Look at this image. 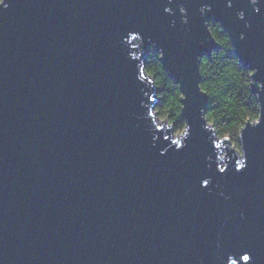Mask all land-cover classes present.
Instances as JSON below:
<instances>
[{
  "label": "water",
  "instance_id": "1",
  "mask_svg": "<svg viewBox=\"0 0 264 264\" xmlns=\"http://www.w3.org/2000/svg\"><path fill=\"white\" fill-rule=\"evenodd\" d=\"M178 2L188 25L164 13L166 0H6L2 264H229V256L245 264V252L251 264H264V122L243 134L248 167L217 174L198 116L207 98L196 90L195 68L197 55L218 48L203 28L211 20L231 36L242 67L264 81V3L257 15L248 0H233L232 9L226 0ZM203 2L212 3L205 17ZM240 10L250 29L236 20ZM130 32L144 38L141 61L124 43ZM153 45L165 51L170 79L183 85L191 124L186 146L163 156L168 145L153 146L141 108L146 89L136 79Z\"/></svg>",
  "mask_w": 264,
  "mask_h": 264
},
{
  "label": "clouds",
  "instance_id": "2",
  "mask_svg": "<svg viewBox=\"0 0 264 264\" xmlns=\"http://www.w3.org/2000/svg\"><path fill=\"white\" fill-rule=\"evenodd\" d=\"M261 3L264 0H248L249 7L257 15L260 14L261 8L258 5ZM9 6L6 0H0V10L6 11ZM225 6L232 9L233 0H226ZM163 11L168 16H176L178 13L179 23L189 24L188 10L182 2L166 0ZM198 11L201 17L207 16L212 12V3L203 2ZM235 18L245 22V29L251 28L244 10L237 11ZM175 24L176 21L173 20L172 26ZM203 28L207 38L219 49H212L209 56L195 57V68L199 77L196 90L209 101L198 109L201 128L208 134L207 138L213 148V155L208 159L215 164L219 175H225L230 166L239 173L248 167L247 154L242 143L243 134L247 128L258 127L264 122V99L261 96L264 93V81L254 79L257 69H244L239 58L229 55L235 49L231 36L220 23L204 20ZM245 39V33L240 32L239 40ZM124 43L137 50L131 59L141 61L145 51L142 34L130 32ZM204 43L205 41H200V46L203 47ZM149 51L153 54L148 61L137 65L136 79L146 89L143 91L146 99L141 101V108L144 109L143 119L148 122L152 132L153 146L161 139L168 145L159 153L163 156L169 149L181 151L190 137L191 124L183 118L188 96L183 91L182 84L169 78L163 65L165 51L162 48L156 49L155 45ZM253 86L257 89L255 94L251 92ZM211 183V178H205L201 180L200 186L207 189ZM220 195L223 196V193ZM242 260L245 264H251L252 254L245 252ZM229 264H236L231 256Z\"/></svg>",
  "mask_w": 264,
  "mask_h": 264
},
{
  "label": "trees",
  "instance_id": "3",
  "mask_svg": "<svg viewBox=\"0 0 264 264\" xmlns=\"http://www.w3.org/2000/svg\"><path fill=\"white\" fill-rule=\"evenodd\" d=\"M217 51L219 50L218 48L216 49ZM153 53L152 52H150V51H147V54H146V56H145V60H144V62L146 63L147 61H148V59L150 58V56L152 55ZM230 56H235L234 54H233V52L232 53H230L229 54ZM236 57V56H235ZM245 69V68H244ZM169 76V75H168ZM170 78V77H169ZM251 92H252V89H251ZM253 93V92H252ZM254 94V93H253ZM157 103H159V101H157ZM209 103V101H208V99H207V104Z\"/></svg>",
  "mask_w": 264,
  "mask_h": 264
}]
</instances>
